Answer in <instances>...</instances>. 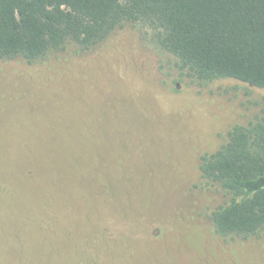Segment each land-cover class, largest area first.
<instances>
[{
  "label": "rangeland",
  "instance_id": "374dc122",
  "mask_svg": "<svg viewBox=\"0 0 264 264\" xmlns=\"http://www.w3.org/2000/svg\"><path fill=\"white\" fill-rule=\"evenodd\" d=\"M125 22L0 59V264H264V231L221 237L202 158L264 118V90L201 85Z\"/></svg>",
  "mask_w": 264,
  "mask_h": 264
},
{
  "label": "trees",
  "instance_id": "16d2710c",
  "mask_svg": "<svg viewBox=\"0 0 264 264\" xmlns=\"http://www.w3.org/2000/svg\"><path fill=\"white\" fill-rule=\"evenodd\" d=\"M125 22L149 29L150 44L201 85L264 90V0H0V59L33 63L70 41L88 51ZM200 169L226 198L212 214L218 235L264 231V118L235 126Z\"/></svg>",
  "mask_w": 264,
  "mask_h": 264
}]
</instances>
